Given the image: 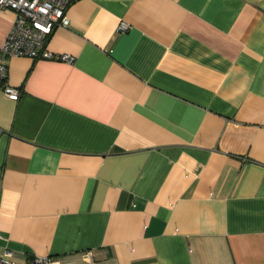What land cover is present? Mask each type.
<instances>
[{
    "label": "crops",
    "instance_id": "crops-1",
    "mask_svg": "<svg viewBox=\"0 0 264 264\" xmlns=\"http://www.w3.org/2000/svg\"><path fill=\"white\" fill-rule=\"evenodd\" d=\"M0 87V264H264V0H71ZM14 12L0 10V43ZM126 22L128 28L120 27Z\"/></svg>",
    "mask_w": 264,
    "mask_h": 264
},
{
    "label": "built area",
    "instance_id": "built-area-1",
    "mask_svg": "<svg viewBox=\"0 0 264 264\" xmlns=\"http://www.w3.org/2000/svg\"><path fill=\"white\" fill-rule=\"evenodd\" d=\"M71 0H0V10L10 8L14 18L3 41L0 43V87L11 98H18L20 90L7 83V60L11 56H30L33 58H51L72 62L73 55L53 52L46 48V40L57 26H67L70 18L67 8ZM120 27L128 28L126 22ZM0 238L2 234L0 233ZM94 248H88L78 258L58 257L48 254L31 255L28 264H96ZM7 250L1 261L16 264Z\"/></svg>",
    "mask_w": 264,
    "mask_h": 264
}]
</instances>
